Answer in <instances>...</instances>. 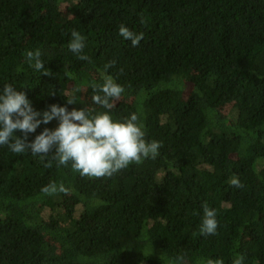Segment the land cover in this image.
I'll return each instance as SVG.
<instances>
[{"label": "trees", "instance_id": "1", "mask_svg": "<svg viewBox=\"0 0 264 264\" xmlns=\"http://www.w3.org/2000/svg\"><path fill=\"white\" fill-rule=\"evenodd\" d=\"M121 23L144 33L138 46ZM73 29L90 62L68 50ZM37 49L40 71L25 59ZM102 74L125 89L113 120L137 114L158 157L89 179L0 146V264H264V0H0V90L40 112H104L91 87ZM53 181L67 194H42ZM205 202L216 235L198 234Z\"/></svg>", "mask_w": 264, "mask_h": 264}, {"label": "clouds", "instance_id": "2", "mask_svg": "<svg viewBox=\"0 0 264 264\" xmlns=\"http://www.w3.org/2000/svg\"><path fill=\"white\" fill-rule=\"evenodd\" d=\"M71 39L67 45L70 52L81 61H89L83 55L85 37L77 30H71ZM119 35L131 42L133 47L139 45L144 33L130 31L123 23L119 25ZM42 52L27 51L25 59L30 67L40 71L45 65L41 59ZM114 61L104 66V72L113 67ZM44 76L49 72L45 71ZM103 83H93L92 102L108 111L94 112V109L83 108L68 110L53 104L43 112L34 110L31 102L22 91L16 90L11 84H6L0 90V146H7L14 154L30 151L32 156H39L43 161L51 155L57 167L64 166L78 173L81 177L105 178L126 169L132 164L140 165L145 159H156L162 144L158 141H148L143 124L138 115L133 113L122 121L113 120L109 114L115 107L114 101L121 98L125 89L117 84L111 75L102 74ZM55 96V92L50 93ZM78 102V97H71L67 105ZM58 121L54 130L45 128L37 135L33 142L28 143V134L35 133L41 124L47 125L53 120ZM19 130L23 138L13 133ZM51 153V154H50ZM45 168L52 167L51 161L44 163ZM230 186L243 188L244 185L237 177L230 180ZM41 193L52 196L59 193L67 194L68 189L55 181L41 188ZM203 218L199 228V235H216L218 222L216 211L210 209L207 202L202 205ZM245 256L238 254L233 264H244ZM185 257L177 256L169 260L168 264H184ZM199 264H224L222 259H201Z\"/></svg>", "mask_w": 264, "mask_h": 264}]
</instances>
